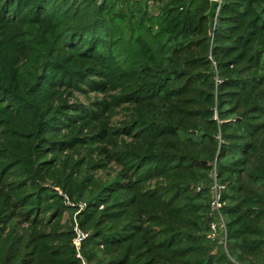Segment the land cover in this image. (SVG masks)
Returning a JSON list of instances; mask_svg holds the SVG:
<instances>
[{"label": "trees", "instance_id": "1", "mask_svg": "<svg viewBox=\"0 0 264 264\" xmlns=\"http://www.w3.org/2000/svg\"><path fill=\"white\" fill-rule=\"evenodd\" d=\"M211 1L0 0V264H264V0Z\"/></svg>", "mask_w": 264, "mask_h": 264}, {"label": "built area", "instance_id": "2", "mask_svg": "<svg viewBox=\"0 0 264 264\" xmlns=\"http://www.w3.org/2000/svg\"><path fill=\"white\" fill-rule=\"evenodd\" d=\"M123 1H127V0H123ZM225 188L226 187L224 185H220L217 182V180H215L212 188V200L210 203V215L212 217L210 229L212 232L211 237L213 239H222L223 233L225 232V220L221 212L223 206L222 196ZM75 230H76V238L74 240V244L78 251L79 257L82 258L79 251L82 243L87 238V233L81 231L78 228H76Z\"/></svg>", "mask_w": 264, "mask_h": 264}, {"label": "water", "instance_id": "3", "mask_svg": "<svg viewBox=\"0 0 264 264\" xmlns=\"http://www.w3.org/2000/svg\"><path fill=\"white\" fill-rule=\"evenodd\" d=\"M221 5V0H212L210 9L207 13V17L209 19V33L210 35H213L215 23H216V17L218 15V9Z\"/></svg>", "mask_w": 264, "mask_h": 264}, {"label": "rangeland", "instance_id": "4", "mask_svg": "<svg viewBox=\"0 0 264 264\" xmlns=\"http://www.w3.org/2000/svg\"><path fill=\"white\" fill-rule=\"evenodd\" d=\"M103 176H106L105 174H102Z\"/></svg>", "mask_w": 264, "mask_h": 264}]
</instances>
